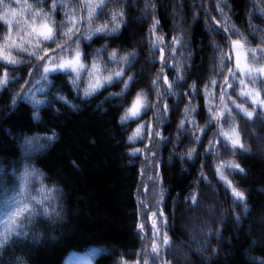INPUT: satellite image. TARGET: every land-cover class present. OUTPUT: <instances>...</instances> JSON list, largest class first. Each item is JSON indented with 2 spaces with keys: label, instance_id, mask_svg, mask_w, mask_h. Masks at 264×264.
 I'll use <instances>...</instances> for the list:
<instances>
[{
  "label": "trees",
  "instance_id": "16d2710c",
  "mask_svg": "<svg viewBox=\"0 0 264 264\" xmlns=\"http://www.w3.org/2000/svg\"><path fill=\"white\" fill-rule=\"evenodd\" d=\"M53 3L58 5L55 10L51 8ZM3 4L17 15L14 19L9 17L11 25L0 20V44H19L27 51L6 49L22 61L15 66L0 61V75L9 73V83L0 88V176L11 178L8 188L0 189V219L6 207L22 198L16 191L19 171L25 164L43 174L32 178L25 195L50 197L46 205L59 211L62 218L37 215L35 223L29 225L28 236L15 237L14 243L0 251V264H134L142 249L137 227L140 215L137 188L146 155L157 166L154 173L170 241L164 250L167 264H264V224L260 219L264 214V114L251 121L237 114L229 97L236 104L249 103L239 95L241 86L228 77L232 60L227 59L231 57V40L243 41L246 50L264 49V0H106L107 6L91 27L106 22L111 27V14L122 11L119 32L99 34L89 41L84 38L89 27L85 22L72 40H79L84 64L90 68L97 59L104 75L122 67L110 61L109 53L113 50L118 55L136 52V60L127 72L136 76V83L119 98L112 95L121 92L123 84L119 81L85 97L83 89L89 84L87 71L81 74L78 88L71 84L72 77L62 72L51 73L48 80L52 84L45 86L37 71V66L41 70L43 63L29 54L35 51L32 44L36 35L32 28L45 22L50 24L52 20L56 39L65 44L61 34L71 27L63 23L68 18L65 13L86 17L85 0H40L39 4L37 0H3ZM29 5L49 13L47 21L33 15L36 8L30 9ZM4 11L0 5V14ZM156 21L159 23L153 28ZM233 29L241 35H234ZM6 36L10 39L5 40ZM158 37L163 40L164 63L179 66L183 62L184 77L177 82L176 69L164 68L157 86L159 104L152 81L158 78L162 63L160 52L151 47ZM174 37L180 41L179 47L172 43ZM67 43L70 49L76 48L75 43ZM40 47L51 50L57 45L41 41ZM173 48L177 49L175 55H169ZM221 52L226 57L223 68ZM50 55L68 57L69 51ZM257 57L254 60L249 52L248 62L251 65L264 62L259 52ZM163 75L173 84L171 96L167 94ZM225 77L233 88H227ZM240 78L243 77L238 75L237 79ZM222 88L227 89L225 102L235 120L226 115L221 125H239L247 149L235 155L229 150L230 145L224 147L218 122L208 126V107L221 110ZM141 90L153 106L140 118L121 124L125 109ZM57 96L66 97L76 107L57 100ZM189 102L195 111L188 119L195 124L186 122L181 129L179 125L185 120L184 110ZM165 103L168 111L158 110ZM146 123L159 131L164 140L154 136L149 142L146 134L142 140L129 139L138 125ZM206 126V134L201 135L199 130ZM53 133L55 138L48 141L47 137ZM35 136L40 141L28 146L26 138ZM196 137H200L199 142ZM210 141L211 153L206 151ZM258 144L259 155L255 149ZM136 145L141 153L134 151ZM189 149H195L191 159L187 157ZM230 160L244 171L225 169L224 175L244 192L247 211L217 175L216 166ZM41 181L53 191L41 193ZM193 195L197 197L196 203L191 200ZM190 212L197 214L199 223L192 232L183 225ZM203 242L204 248H196ZM177 245L186 250L189 263L183 261Z\"/></svg>",
  "mask_w": 264,
  "mask_h": 264
},
{
  "label": "snow or ice",
  "instance_id": "6c2138e0",
  "mask_svg": "<svg viewBox=\"0 0 264 264\" xmlns=\"http://www.w3.org/2000/svg\"><path fill=\"white\" fill-rule=\"evenodd\" d=\"M39 3L40 0H37V4ZM0 5H2L5 9L3 14H0V20H3L4 23L11 25L12 19H9V17H12L14 19L17 15L16 11L10 9V7L7 4H3V0H0ZM59 6L63 7L62 4ZM106 6H107L106 0H85L84 8L87 10L86 17H76L75 15L68 16V13L66 12L65 16H67L68 18L63 23L69 24L71 25V27H69L67 31L61 34L62 39L66 41L65 44H61L56 39V26L54 20H52L50 24L45 22L39 28L36 27L32 28V32L35 33L36 35V42L32 44V41H28L27 43L32 44L35 51L29 54L44 64L42 70H40L39 66H37V71L40 72V81H43L45 86H49L52 84V82L48 80V77L51 73L62 72L65 75H70L72 77L71 84L73 85V87L78 88L79 87L78 81L80 79L81 74L84 71H87L89 76V84L87 87L83 89V94L85 97L94 95L101 88L113 83V81H119L123 84V88L121 89V92L112 94L113 96L119 98L120 96L127 94L130 88L134 85V83H136L135 75H127L128 70L131 68L133 62L136 60L137 54L135 51L125 53L124 55H118L116 50H113L111 53H109L110 61L114 64L122 65V67H120L118 70H112L107 75H104L103 74L104 68L97 61V59H94L92 61L90 68L84 64L83 62L84 53L80 51L79 40L78 39L75 41L72 40V37L76 36V34L80 32L79 26L85 22L89 25V27L87 29V34L84 36V38L89 41L93 38V36L99 34L114 35L117 32H119L121 28V22L123 21V17H124V13L122 11L113 12L111 14L110 17L111 27H109V24L107 22L95 28L91 27V24L98 15V13L103 12ZM28 7L30 9L36 8V10L32 14L38 18L47 21L50 15L49 13L45 12L42 8H37L34 5H29ZM57 7L58 5L56 3H53L51 6L52 10H55ZM158 23L159 22L156 21L153 28H155V25ZM224 30L227 31V29ZM9 31H11V29H9ZM233 34L241 35L240 33L236 32L235 29H233ZM9 39L10 37L7 36L5 37V40H9ZM41 41L55 43L57 45V48L51 50L47 48H41L40 47ZM67 42L75 43L76 48L74 50L70 49L68 47ZM162 43H163L162 38L158 37L157 40L153 42L151 45L153 50H158L160 52V62L162 63V68L160 70V73L157 74L158 78L152 81L153 89L157 90V96H158L157 104H159V96H160L157 86L160 82L159 77L164 72L165 67L176 69L177 76L175 77V79L177 82L183 81L184 79L183 75L181 74V69L183 68V62H180L179 66L164 63L165 53H164V48L161 46ZM172 43L177 45V47L180 46V41L175 37L173 38ZM231 44L233 51L235 52L236 59H235V67L228 69V77H231L234 83H238L241 86V91L239 95L243 97L246 100V102L253 105L254 109L253 111H249L244 106L240 104H236V102L234 100H231L230 97H229V102L234 106V108L237 111V114L242 115L246 120L251 121L260 115L261 110H264V88H259V87L247 88L246 80L248 83L254 85L255 84L264 85V65L259 67L250 65L249 63H247V56L250 52L252 58L254 60H257L258 59L257 52H259L261 56H264V49L246 50L244 42L241 40H232ZM106 47L107 45H105V48ZM6 49L14 50V51H27L26 48H22L21 45L14 43L0 44V61H4L7 65L10 66H15L17 64L22 63V61L16 60L14 57H12L10 55V51H6ZM66 50L69 51V58L54 57L53 55H50V52L52 53H55L57 51L64 52ZM176 50H177L176 48H173L172 52L169 53V55H175ZM37 52H42L43 54L37 55ZM225 58H226L225 54L221 52V56H220L221 68H223ZM227 59L230 61L231 57L228 56ZM126 75H127V79H125ZM238 75L243 78L237 79ZM8 76L9 73H7V71H5L2 75H0V88L5 87L9 83ZM228 77H225V84L227 85L228 89H231L233 88V84L228 83ZM40 81L37 82L39 83ZM26 83H29V81H26ZM163 83L166 85L167 94L169 96L173 95L174 94L173 84L169 82L167 75H163ZM211 83L213 87H215L216 81L213 80ZM192 89L193 91L195 90V85L192 86ZM40 90L43 91L44 89L42 88ZM31 92L32 89H29L28 93ZM28 93H25V95H27ZM185 95H187V93H185ZM208 95L209 93L206 88L205 89L206 98ZM226 96H227V89L222 88L220 95V103L222 107L220 111H213L211 106L208 107V112L210 114V121L208 126H210L211 123L213 122L222 121L226 115L228 118L235 120V117L232 116V109L229 108L228 103L225 102ZM33 99L35 100L34 94H33ZM56 99L63 101L65 104H69L73 108L76 107V105H72L70 101L67 100L66 97L57 96ZM36 103H40V101L36 100ZM152 106L153 105L148 101L147 94L143 90L137 92L132 100L130 107L126 108L124 114L121 116L120 118L121 124H124L129 120H135L137 118H140ZM158 110L167 112L168 111L167 103L164 104L163 109H158ZM193 111H195V109L191 108L189 102V106H186L184 110L185 120H182L179 125L181 129L184 128L186 122L195 124L194 121L188 119L189 114ZM208 126H206L205 129L199 130L201 135L206 134V129ZM143 134L147 135L149 142H151L154 136L159 137L161 140H164L162 134L159 131H154L152 129L151 124L149 123L138 125V127L134 130L133 135L130 136L129 139L132 140L135 138H140L142 140L144 138ZM219 135L223 137L224 147L229 148L230 145L229 150L232 151L233 155H235L237 151H247V149L245 148V144L243 143L242 138L240 136L239 125L233 124L230 127L229 131H225L223 126L221 125L219 130ZM54 138H55V134L53 133L51 136L47 137V140L51 141ZM199 139L200 137H196L197 142H199ZM33 141L39 142L40 137L35 136L31 138H26L25 143L28 146H31L33 144ZM217 143L219 144L220 141H217ZM134 151H140V150L136 149ZM194 151L195 149L188 150L187 157L189 159L192 158ZM206 151L210 153L213 151V144L211 141L209 142V147L208 149H206ZM225 169L230 170L232 172H240V173H242L244 170L234 160H230L227 162L221 161L216 166V172L220 180L225 183L226 187L231 189V193L235 198V200L240 203H243L245 211H247V204L245 203L246 197L244 192L236 188L232 184L231 180H228V178L224 175ZM38 175H43V174L39 173L38 170H36L30 164H25L23 170L19 171V185H18V190L16 191V195L22 198L19 200H14L12 207L10 208L6 207L5 211L3 212V218L0 219V251H2L10 243H14L15 237L28 236L29 225H33L35 223L37 215H42L46 217L54 216L57 218H62L59 211L51 210L46 205V201L50 197L31 196L30 194L25 195L26 193H28V188L32 178ZM10 184H11L10 177L0 176V189H7ZM40 191L41 193H44L45 191L51 192L53 190L46 189L45 186L43 185V182L41 181ZM191 200L193 203H196L197 197L193 195L191 197ZM160 214L163 215L162 212ZM155 227H156L155 222H153V228L155 229ZM169 243L170 241L167 237V234H165L163 237V244L167 246L169 245ZM152 251L153 253L158 252V247L155 242H153L152 244ZM137 264H139V262H137ZM144 264H147V261H145Z\"/></svg>",
  "mask_w": 264,
  "mask_h": 264
},
{
  "label": "rangeland",
  "instance_id": "374dc122",
  "mask_svg": "<svg viewBox=\"0 0 264 264\" xmlns=\"http://www.w3.org/2000/svg\"><path fill=\"white\" fill-rule=\"evenodd\" d=\"M231 50L233 53V65L235 67V52L233 51L232 44ZM69 58V57H67ZM243 62V61H242ZM264 65V64H263ZM247 85V84H246ZM247 88H253L247 85ZM246 90V89H245ZM264 111V110H263ZM138 127V126H137ZM136 127V128H137ZM135 140V139H132ZM260 144L257 145L256 154L259 155ZM140 148L136 145L135 150ZM137 152V151H136ZM142 170H141V179L140 186L138 189V205L140 208V217L138 221V230L142 240V249L140 252L139 258L136 260L134 264H144L147 261V264H164V256H162V252L164 250L165 245L163 244V237L166 234V226H165V216L162 208L159 206L161 202V197L159 194V188L157 186V179L155 177L154 169L157 168L156 162L152 160L148 155L144 156L142 159ZM153 171V172H152ZM206 211L211 214V211L205 206ZM163 213L161 215L160 213ZM155 214V215H153ZM197 214L195 212L187 213L185 216L184 227L187 228L190 232L194 231L197 228ZM262 220V224H264V214L260 216ZM153 222H155V229L153 228ZM203 223V222H202ZM142 226V227H141ZM156 243L158 247V252L153 253L152 244ZM204 242L196 248H204ZM179 249V253L183 259V261H189V257L187 255L186 250H184L181 245H177ZM205 259L206 256H203Z\"/></svg>",
  "mask_w": 264,
  "mask_h": 264
},
{
  "label": "bare ground",
  "instance_id": "6f19581e",
  "mask_svg": "<svg viewBox=\"0 0 264 264\" xmlns=\"http://www.w3.org/2000/svg\"><path fill=\"white\" fill-rule=\"evenodd\" d=\"M130 152H132V151H130ZM141 170H142V166H140V173H141ZM139 186H140V185H139ZM139 186H138L137 190L139 189Z\"/></svg>",
  "mask_w": 264,
  "mask_h": 264
}]
</instances>
